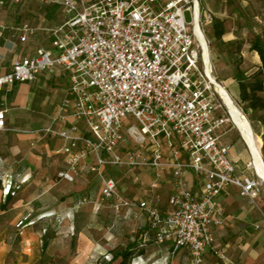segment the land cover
<instances>
[{
  "label": "built area",
  "instance_id": "obj_1",
  "mask_svg": "<svg viewBox=\"0 0 264 264\" xmlns=\"http://www.w3.org/2000/svg\"><path fill=\"white\" fill-rule=\"evenodd\" d=\"M11 1L40 2L64 12L53 30L54 48H38L35 56L0 76V92L6 93L17 83L34 82L43 72L69 77L71 97L57 120L63 127L41 130L64 142L57 153L67 168L58 172L59 180L75 183L87 173L98 175L103 182L100 201L111 205L118 219L126 210L144 213L156 243L171 242L174 252L186 249L196 260L215 243L213 231L224 222L219 198L231 187L259 208L263 184L254 172L237 165L231 146L222 141L229 119L218 113L221 106L195 35L196 20L202 30L214 22V15L202 8L205 0ZM211 68L214 76L212 62ZM5 116L6 110L0 109L1 130L6 128ZM125 132L136 148L124 150ZM108 166L171 170L172 208L164 213L148 200L123 196L117 181L105 177ZM251 167L247 163L246 169ZM187 171L196 174L199 192L189 186ZM0 182L8 197L20 188L7 173L0 174ZM157 187L158 182L151 185Z\"/></svg>",
  "mask_w": 264,
  "mask_h": 264
},
{
  "label": "crops",
  "instance_id": "obj_2",
  "mask_svg": "<svg viewBox=\"0 0 264 264\" xmlns=\"http://www.w3.org/2000/svg\"><path fill=\"white\" fill-rule=\"evenodd\" d=\"M203 5L205 11L214 15V21L224 27L225 34L219 40L225 46L237 52L238 48L234 47L250 39L249 52L259 58L250 47L256 36L264 42V4L250 6L247 10L227 0H205ZM63 16L64 12L58 6L0 0V76L8 73L18 61L35 56L38 48L53 49L56 40L53 30ZM229 23H233L234 28L226 31ZM25 27L34 31L25 32ZM210 32V37L217 39L214 29ZM23 35H27L25 41L21 40ZM241 55H244L242 51ZM69 89L70 79L65 72H43L34 82L17 83L11 92H0V109L6 110V128L0 129V174L7 173L14 184L20 186L12 197L5 196L0 190V264H105L113 253L132 244H135V257L130 264H264L261 212L264 201L261 196L257 208L241 197L234 187L219 198L224 222L213 231L215 243L199 260L186 249L174 252L171 242L156 243L147 216L140 211L126 210L122 219L116 215L114 224L104 227L98 219L106 213L116 212L111 205L100 201L102 179L87 173L75 183L59 180L58 172L67 168L64 156L57 153L64 142L41 133L50 125L63 127L57 120L62 104L71 97ZM232 96H240L237 82L233 85ZM78 125L84 127L83 122ZM229 145L237 165L250 172L246 169L247 164L241 166L240 161L245 158L239 146ZM116 168L121 167H106L105 177L115 179L119 173ZM149 169L163 174L170 172L174 179L169 169ZM186 177L189 186L199 192L196 174L187 171ZM135 181L138 182L136 178ZM97 182L99 189H91L90 186ZM92 193L95 195L90 209L84 208L87 202L78 204L82 199L93 198ZM150 197L128 198L148 200L164 213L172 208L170 198L163 210ZM88 210L92 223H80L83 213ZM22 220H25L24 225L18 227ZM129 221L142 223L139 234L132 241H126L122 236ZM256 224L261 226L259 230L255 228ZM233 235L235 237L228 240ZM142 236L144 240L139 241ZM223 237L225 241H222ZM224 251L229 257L216 261L215 253ZM119 262L120 259L111 264Z\"/></svg>",
  "mask_w": 264,
  "mask_h": 264
},
{
  "label": "rangeland",
  "instance_id": "obj_3",
  "mask_svg": "<svg viewBox=\"0 0 264 264\" xmlns=\"http://www.w3.org/2000/svg\"><path fill=\"white\" fill-rule=\"evenodd\" d=\"M162 2H165L166 0H161ZM226 1V0H224ZM230 4L235 5L236 7H242V9L247 10L250 6H255L257 4H264V0H227ZM204 7L202 3V8ZM243 14V13H242ZM241 14V15H242ZM191 14L186 13V20L187 22L191 21ZM237 21V20H236ZM204 23V22H203ZM205 24V23H204ZM213 24V23H212ZM211 24V25H212ZM234 28L233 23H229L227 26L226 31H229L230 29ZM213 29V26H209L207 24L204 25V33L207 38L208 44L211 49V62H212V67L214 71V76L217 78L218 82L223 84L224 86L227 87L229 92L232 95V90H233V85L235 84V71H236V64L238 61H241V67L246 70V71H252L255 69L258 64H260L259 58L249 52V45H250V39L246 42L243 41L241 44H239L237 47L238 48L237 52L232 51L233 48H230L229 46H225L224 43H222L219 39H213L211 36V30ZM251 39H253V36H251ZM241 51L244 54L243 56L241 55ZM218 104L221 106L218 110V113L220 115H224L226 118L229 119L226 107L223 105L219 95L216 93ZM236 103L243 109L246 108V105L242 103L240 96L235 97ZM245 112V111H244ZM248 113L246 114L247 117L249 118V115L253 117V121H251L255 137L257 141L259 142L261 151L264 148V126L262 123L258 120L260 116L264 115V110L257 112L256 114H252L250 110L247 111ZM228 131V133H225ZM222 139L229 144L233 145H238L242 153L244 154V161H240L241 166L245 167V164L250 162V155L248 152V149L243 142L238 130L234 127V125L229 121L227 125H225L223 131ZM125 137L128 139L126 148L124 150H129V149H134L137 147V144L133 141L132 136L129 135L128 133L125 132ZM263 155V152H262ZM264 159V155H263ZM142 168V169H141ZM137 170H128L125 167L121 168H116L119 173L118 176L115 177V180L117 181L118 188L120 193L125 196V197H149L155 199V203L158 204V206L166 210L169 198L171 197V194L174 191L175 187V179L171 177V173L163 174L162 171H156V170H151L149 168H144L141 167ZM250 172H254L253 167L250 168ZM139 178L138 182L135 181V178ZM154 182L160 183V187H157L154 189L151 188V185ZM83 183V182H79ZM103 184V182H102ZM99 189V182L93 183L90 188ZM151 190V192L149 191ZM79 191V190H78ZM92 197L95 194H90ZM262 200L264 201V192L262 194ZM87 205L84 207L85 209H90V206L94 202V197L93 198H87ZM83 200V199H82ZM100 218V217H99ZM116 219V214H113L112 212L106 213V216H104L101 219L102 220L101 224L104 227H110L114 224ZM80 223H88L91 224V215L90 211H85L83 213V217L80 221ZM142 225L141 222H135V221H129L124 227H125V233L123 238L126 241H132L135 236L139 234V227ZM127 236V237H126ZM235 237L233 235L231 238H228V240H231ZM144 236L141 237L139 241H143ZM222 241H225V238H222ZM224 257L228 258L229 255L225 251L222 252ZM216 258H214L216 261L217 260H223V258L218 254L215 253ZM112 256L110 257V259ZM230 259H233V256H231Z\"/></svg>",
  "mask_w": 264,
  "mask_h": 264
},
{
  "label": "trees",
  "instance_id": "obj_4",
  "mask_svg": "<svg viewBox=\"0 0 264 264\" xmlns=\"http://www.w3.org/2000/svg\"><path fill=\"white\" fill-rule=\"evenodd\" d=\"M214 34L217 39H222L225 34V29L217 20L213 24ZM251 52L257 53L260 59V65L253 71H246L241 67V61L236 64L235 82H237L240 91V99L242 103L246 105L244 109L247 114L248 110L252 114H256L259 111L264 110V42L258 36L251 42ZM249 120L253 121V117L249 115ZM264 126V115L258 119ZM264 155V148L262 149ZM2 185L0 182V190ZM135 244H132L129 248L115 252L112 254V258L105 264H111L120 259L118 264H130L135 257L134 251ZM139 253H142L140 251ZM105 262V261H104ZM100 264V263H97ZM104 264V263H101Z\"/></svg>",
  "mask_w": 264,
  "mask_h": 264
},
{
  "label": "bare ground",
  "instance_id": "obj_5",
  "mask_svg": "<svg viewBox=\"0 0 264 264\" xmlns=\"http://www.w3.org/2000/svg\"><path fill=\"white\" fill-rule=\"evenodd\" d=\"M195 35L200 41L201 46L204 50V66L209 73L213 87L215 88L216 93L219 95L223 105L226 107L229 121L238 130L243 142L245 143L250 155V163L253 167L254 173L264 187V159L259 142L255 137L251 121L249 120L243 109L236 103L227 87L218 82V80L211 74L212 68L211 61L209 59V56L211 55V49L209 47L205 33L199 25L198 20H196L195 24Z\"/></svg>",
  "mask_w": 264,
  "mask_h": 264
}]
</instances>
